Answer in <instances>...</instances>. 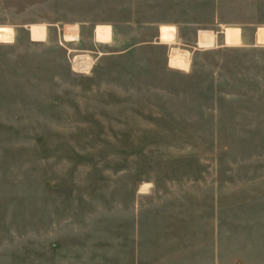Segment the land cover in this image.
Returning a JSON list of instances; mask_svg holds the SVG:
<instances>
[{
	"label": "rangeland",
	"instance_id": "rangeland-1",
	"mask_svg": "<svg viewBox=\"0 0 264 264\" xmlns=\"http://www.w3.org/2000/svg\"><path fill=\"white\" fill-rule=\"evenodd\" d=\"M229 3L226 20L246 15ZM201 10L0 0L26 67L3 96L0 49V264H264V40L228 45L220 26L210 47L195 32L161 41L149 24ZM32 24L45 41L30 40ZM97 24L112 27L106 45ZM174 49L185 67L169 65ZM80 52L86 74L71 66Z\"/></svg>",
	"mask_w": 264,
	"mask_h": 264
},
{
	"label": "crops",
	"instance_id": "crops-1",
	"mask_svg": "<svg viewBox=\"0 0 264 264\" xmlns=\"http://www.w3.org/2000/svg\"><path fill=\"white\" fill-rule=\"evenodd\" d=\"M199 6H202L201 12L203 13L202 18L196 20L192 19L195 14L187 15L191 20L187 21H181L177 22L175 20H169L168 16H165L160 23H157V21H151L149 24H157L158 26V32H159V39L161 41H172L176 37V33H181V32H195L197 34V43L200 46H206L210 47L213 46L215 43V33H217V29L221 26L223 28L222 33H223V41L226 43V32L227 30H232V31H237V35L233 34L231 38L232 40L231 44H226L232 45V44H237L238 42H241L243 40L242 33H252L254 40L257 42L259 40H264V0H241L243 2V5L241 8H235L236 13L240 14L241 12L246 13V15L242 16L245 21H243V18L240 17L241 15H236L230 20H226L223 16L222 13L225 9L230 10L233 5L230 3L225 4L226 0H191ZM172 6V5H171ZM171 6L169 8H171ZM235 6V5H234ZM166 7V6H165ZM0 27H7L10 29L11 34L10 37L6 40H1L0 41V49L4 48V51L10 50L8 55H4L2 58L3 60V75H4V89H3V96H11L12 95V86L16 84V80H19V85H20V90H21V82L24 77H26V67L25 63L23 62L22 55L24 54L21 50L22 47L19 48L20 52L17 54V49H18V44L13 40L14 36V31H16L14 28L11 26H5L2 25ZM33 27H40V37L41 39H34L31 36V30ZM98 27H108L109 28V37L105 41H101L103 44H107L108 42L111 41L112 39V27L109 24H97L94 26L93 33H94V38L96 39V30ZM168 28V29H167ZM43 29V30H42ZM162 29H167L171 31V37L168 39H162L161 34H162ZM43 31V33H42ZM69 32V33H68ZM50 33L49 30L47 29L46 26H41L37 24H32L28 27V34L29 38L31 41L35 42H43L47 38V34ZM72 35H71V34ZM203 33V34H202ZM42 34V35H41ZM205 34V36H204ZM65 36L67 37L68 40L70 41H75L78 37L77 35V28L75 26L73 27H68L65 31ZM70 36V37H69ZM39 37V38H40ZM206 37V38H205ZM208 37V38H207ZM203 38V39H202ZM97 40V39H96ZM203 40V41H201ZM207 40V41H206ZM98 41V40H97ZM100 42V41H98ZM203 42V43H200ZM205 42V43H204ZM208 43V44H207ZM210 44V45H209ZM12 48L16 49V52L11 51ZM27 49V48H26ZM173 51H181L178 49H174ZM171 52V55L173 53ZM185 50H182L183 52ZM183 55H179L181 61L183 62L182 64H172L171 63V55H169V65L172 67H178V68H183L187 65V54L188 52L185 51L183 52ZM19 57V59H18ZM19 61V62H18ZM1 62V60H0ZM1 64V63H0ZM19 64V72L16 71V67L13 69L12 65ZM24 68V70H23ZM185 69V68H184ZM16 71V73H15ZM14 74V75H13ZM19 79H18V78ZM16 89V88H15ZM2 91V90H0ZM21 102V100H20Z\"/></svg>",
	"mask_w": 264,
	"mask_h": 264
},
{
	"label": "bare ground",
	"instance_id": "bare-ground-1",
	"mask_svg": "<svg viewBox=\"0 0 264 264\" xmlns=\"http://www.w3.org/2000/svg\"><path fill=\"white\" fill-rule=\"evenodd\" d=\"M40 28V27H39ZM38 27H33L31 30V36L34 39H41L39 33H40V29ZM168 29V28H167ZM167 29H162V34H161V38L162 39H168L171 37V31L167 30ZM43 30V29H42ZM43 33V31H42ZM69 33V32H68ZM11 31L9 28L7 27H0V40H6L10 37ZM71 34V33H70ZM203 34V33H202ZM235 34L237 35V31H232V30H227L226 32V41L227 42H232V40H234V38L232 39L231 36ZM42 35V34H41ZM72 35V34H71ZM205 36V34H204ZM40 37V38H39ZM70 37V36H69ZM109 37V28L108 27H98L96 30V39L98 41H105L107 40ZM206 38V37H205ZM208 38V37H207ZM203 39V38H202ZM264 39V38H262ZM203 41V40H201ZM207 41V40H206ZM203 43V42H200ZM205 43V42H204ZM208 44V43H207ZM210 45V44H209ZM184 53L181 51H173L172 55H171V63L172 64H182L183 62L181 61L179 55H183Z\"/></svg>",
	"mask_w": 264,
	"mask_h": 264
},
{
	"label": "built area",
	"instance_id": "built-area-1",
	"mask_svg": "<svg viewBox=\"0 0 264 264\" xmlns=\"http://www.w3.org/2000/svg\"><path fill=\"white\" fill-rule=\"evenodd\" d=\"M93 64V57L90 52H80L73 55L71 66L74 72L86 74L90 71Z\"/></svg>",
	"mask_w": 264,
	"mask_h": 264
}]
</instances>
